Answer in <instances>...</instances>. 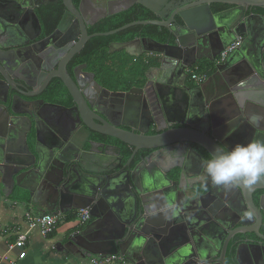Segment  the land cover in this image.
<instances>
[{
    "label": "water",
    "instance_id": "water-1",
    "mask_svg": "<svg viewBox=\"0 0 264 264\" xmlns=\"http://www.w3.org/2000/svg\"><path fill=\"white\" fill-rule=\"evenodd\" d=\"M61 1L65 13L56 31L33 44L42 35L36 8L59 0H0L3 192H16L25 205L24 199L29 200L37 214L89 210L91 223L69 243L89 258L226 264L228 245L242 236L232 247L235 263L264 264V194L258 203L253 199L254 192L264 191V179L252 186L217 187L203 168L218 148L227 152L237 144L264 140V16L253 11L264 7V0ZM135 5L157 19L89 35L88 26ZM224 5L228 8L216 10ZM133 26L166 28L173 37L166 44L140 37L109 46V54L157 57L138 86L128 91L104 88L95 74L85 71L87 65L69 73L68 64L90 40ZM74 37H79L76 43ZM59 39L72 40L73 48L61 50ZM239 39L241 45L217 64V57ZM41 56L46 63L36 67ZM22 62L31 64L32 80L11 68ZM200 62L211 64V76L190 87L189 71ZM52 79L63 83L72 106L40 98ZM35 105L38 111L31 116L26 109ZM93 134L121 142L133 150L132 156L125 162L115 144L97 141ZM165 149L176 164L167 166L165 159L161 163L152 157ZM145 150L151 156L134 164ZM187 178L194 181L183 183ZM177 221H183L182 231L171 227ZM254 236L261 242H253ZM215 252H222L218 260L211 257Z\"/></svg>",
    "mask_w": 264,
    "mask_h": 264
},
{
    "label": "trees",
    "instance_id": "trees-1",
    "mask_svg": "<svg viewBox=\"0 0 264 264\" xmlns=\"http://www.w3.org/2000/svg\"><path fill=\"white\" fill-rule=\"evenodd\" d=\"M78 1L79 0H75V3L78 4ZM226 8H228L226 5L218 6L216 10L220 11ZM64 11L65 7L61 0H59L57 5H48L37 9V15L40 18L41 24L43 26V38L54 33L64 15ZM253 11L264 16V7L254 8ZM156 19L157 16L150 10L141 5H135L129 10L105 18L97 22L95 25H92L89 28V35L111 32L136 21H149ZM140 37L150 38L161 44L173 42L172 34L166 28L158 26H133L112 36L93 38L83 50V52L76 58L72 67H75V65H78L79 63H85L88 65V69L95 74L96 81L103 87H107L108 89L115 91L119 89L120 85L126 84L123 86V91H128L131 87V82L134 83L132 86L135 85L136 82L137 84L143 82L144 74L148 70L149 66H153L155 62L143 66V68H141V74L137 75L133 79V69L130 66V63L126 61L128 57L124 58L121 55L119 59L118 57L115 59V56H119V54H116L115 56L110 55L109 46L113 43L131 42ZM141 60L143 61V59ZM120 65L126 67V69H124V71H127V75L125 77L119 74V71H117L118 68H120ZM210 67L211 64L209 63L206 66L200 63H197L193 66L194 70L197 71L195 73H206L208 75L211 73ZM52 86V91L55 92L52 98L55 102H61L67 99L69 102L68 104H71V98L68 94V91L59 79H55L52 83ZM94 137L98 141H107L120 146L122 148L121 153L125 162L128 161V159L132 156L133 150L121 142L98 134H94ZM151 153L152 151L148 150L141 151L138 154L134 164L138 163L142 156L145 157Z\"/></svg>",
    "mask_w": 264,
    "mask_h": 264
},
{
    "label": "crops",
    "instance_id": "crops-1",
    "mask_svg": "<svg viewBox=\"0 0 264 264\" xmlns=\"http://www.w3.org/2000/svg\"><path fill=\"white\" fill-rule=\"evenodd\" d=\"M116 54H119L116 55ZM110 54L115 56V59L120 58L122 55L124 58L129 57L136 58L138 62L142 63V66L155 62L157 57L150 54H144L145 56L135 57L130 53H116ZM143 59V61L141 59ZM122 59V58H121ZM204 66L208 65L206 62H200ZM197 71L192 67L189 71V76L197 74ZM189 77L187 83L190 87L197 86ZM136 82V80H135ZM131 88L138 86L137 82ZM125 84L120 85V89L123 90ZM129 89V90H130ZM98 141V140H97ZM100 141V140H99ZM168 163L169 158L163 157L161 160ZM159 160L158 162H161ZM162 163V162H161ZM4 189L0 188V256L7 255L8 259L2 261L0 264H90V261L94 257H88L84 252L72 250L69 246L71 237L82 231L86 226H80L76 218L75 211L60 215L61 222L58 224L55 231L48 236H43L38 229L29 230V217L41 216L43 214H37L31 205L29 200L27 205L21 199H18L16 192L12 196H8L9 193L3 192ZM54 214V213H46ZM57 215V214H56ZM29 231L28 239L23 249L14 248L9 250L10 245H14L17 242L20 232ZM25 253L23 259L20 255ZM117 264V263H113Z\"/></svg>",
    "mask_w": 264,
    "mask_h": 264
},
{
    "label": "clouds",
    "instance_id": "clouds-1",
    "mask_svg": "<svg viewBox=\"0 0 264 264\" xmlns=\"http://www.w3.org/2000/svg\"><path fill=\"white\" fill-rule=\"evenodd\" d=\"M203 168L217 187L252 186L264 179V140L237 144L230 151L218 148Z\"/></svg>",
    "mask_w": 264,
    "mask_h": 264
},
{
    "label": "flooded vegetation",
    "instance_id": "flooded-vegetation-1",
    "mask_svg": "<svg viewBox=\"0 0 264 264\" xmlns=\"http://www.w3.org/2000/svg\"><path fill=\"white\" fill-rule=\"evenodd\" d=\"M74 2H75V0H74ZM59 3V2H58ZM57 3V4H58ZM57 4H52V5H57ZM76 4V3H75ZM76 5H78V4H76ZM46 6H48V5H46ZM42 7H44V6H42ZM42 7H39V8H36V13H37V9H40V8H42ZM88 12H90V10H88ZM92 12V11H91ZM64 13H65V11H64ZM39 20H40V18H39ZM40 24H41V21H40ZM41 27H42V35H41V37L37 40V41H35V42H33V44H35V43H38V42H41L42 40H44L45 38H47V37H42L43 36V26H42V24H41ZM91 26H88V32H89V28H90ZM56 31V30H55ZM54 31V32H55ZM52 35V34H51ZM51 35H49V36H51ZM48 36V37H49ZM73 37V36H72ZM76 37V36H75ZM75 37H74V43H76L77 41H78V39H79V37H78V39H76L75 40ZM91 41V40H90ZM89 41V42H90ZM89 42L86 44V46L89 44ZM57 43H61L62 45L60 46V48H62L61 50H63V49H67V51H70L72 48H73V41L72 40H70L69 42H67V41H65V39H59L58 41H57ZM86 46L84 47V49L86 48ZM83 49V50H84ZM83 50L80 52V53H78L77 55H75V57L72 59V61L68 64V66H67V68H68V71H69V73L72 75L73 74V71H74V69L76 68V67H79V66H83V65H87V64H85V63H79L78 65H75V67H72V65L74 64V62H75V60H76V58L83 52ZM61 56V59H62V54L60 55ZM143 56H145V55H142L141 56V58L143 57ZM51 57V59L49 60V61H52L53 60V54L50 56ZM50 57H48V58H50ZM60 59V58H59ZM18 61H20V59H17ZM45 60H47V58H45ZM55 60V59H54ZM36 67H42V65H43V63H46V62H44V58H42V56H41V59H36ZM33 64V63H32ZM12 66V65H11ZM151 66H149V68H150ZM11 68H13V70H15V73H16V75L17 76H22V77H25V78H27L28 80H32L33 79V76H34V72H33V68H32V66H31V64H25L24 62H22V63H19V64H16V65H13V67H11ZM71 70H72V72H71ZM86 72H89V73H93L92 71H90L89 69H88V65H87V68H86V70H85ZM94 74V73H93ZM210 76V75H209ZM208 76V77H209ZM55 79H52L51 81H50V83L48 84V87L44 90V92H42V94H41V99H44V101L45 102H47V103H57V104H61V105H64V106H67V107H70V106H72V104H68L69 102H68V100L66 99L65 101H61V102H55L54 101V99L52 98V96H54V94H55V92L54 91H52V83H53V81H54ZM95 80H96V76H95ZM198 86V85H197ZM31 91H33V89H30V90H28L27 91V93H30ZM20 105H21V103H20ZM6 107L9 109V107H10V102L6 105ZM20 107V106H19ZM21 109H23V108H21ZM9 111V110H8ZM26 111H28L29 113H30V115L31 116H33L37 111H38V109H37V107H36V105L35 106H32V107H29L28 109H26ZM47 112H48V115H50V110H46ZM20 112V111H19ZM12 114V113H11ZM23 115V114H22ZM92 138H94L95 139V137H94V134H93V137ZM106 143H110V142H107L106 141ZM117 146V145H116ZM118 148H119V150L122 152V148L120 147V146H117ZM116 149V148H115ZM118 150V151H119ZM119 151V152H120ZM152 154V153H151ZM151 154H149L148 156H145V157H149V156H151ZM165 156H167V158H169V161H168V163H167V166L168 165H173V164H176L177 162V159H176V157L175 156H173V155H171V153H169V150H161V151H158L156 154H154V155H152V157L158 162L159 160H161L163 157H165ZM137 157H138V155H137ZM143 157V156H142ZM186 176L187 177H189V178H191L192 176H193V174H192V172H187V174H186ZM189 178H187V179H184V182L183 183H185L186 181H189ZM194 180H190L189 181V183H192ZM263 194H264V191H256V192H254V194H253V199H254V201H255V203H258V201H259V197L260 196H263ZM205 200V199H204ZM208 205H210L211 203H212V200H206L205 201ZM189 206V209H193V207L191 206V205H188ZM209 208L210 207H208V208H206L205 209V212H209ZM187 209V208H186ZM180 217H181V215H180V211H179V213H177ZM191 216H193L194 217V220H195V216H194V214H191ZM208 217L211 219V220H213L214 218H213V215H211V214H209L208 215ZM92 221V220H91ZM90 221V222H91ZM90 222L87 224V225H89L90 224ZM173 226H175V227H177V229H179V231L181 230L182 231V229L185 227V225H184V223H183V221H182V224L180 223V222H172L171 223V227H173ZM261 229H260V232L264 235V224L260 227ZM241 238H242V236H237V238H235V240H233L232 242V244H229L228 245V248H227V251H226V253H225V261H226V264H236L235 263V250H233L232 249V247H233V245H234V243L236 242V241H238V240H241ZM244 238V237H243ZM198 240H199V238H198ZM252 241L253 242H256V243H259V242H261V240L260 239H258V238H256L255 236L253 237V239H252ZM264 243V242H263ZM221 248V247H220ZM219 249V248H218ZM222 251V250H221ZM222 253V252H221ZM221 253H220V255H221ZM240 254H242L241 255V259L242 260H244V261H247L246 260V258H245V253H240ZM220 255H216V252L215 253H213L212 255H211V257L212 256H214V259L215 260H218L219 259V257H220Z\"/></svg>",
    "mask_w": 264,
    "mask_h": 264
},
{
    "label": "built area",
    "instance_id": "built-area-1",
    "mask_svg": "<svg viewBox=\"0 0 264 264\" xmlns=\"http://www.w3.org/2000/svg\"><path fill=\"white\" fill-rule=\"evenodd\" d=\"M241 45V39L236 42H233L229 45L217 58V63H222L227 58L229 53L233 52ZM191 79L197 82L198 84L203 83L207 77L206 75L194 74L191 76ZM78 218L81 223H86L90 218L89 210H80L78 212ZM61 218L60 215L56 214H44L41 216H33L29 217V230L38 229L43 236H48L52 234L60 223ZM29 231L20 232L17 242L14 245H10L9 250H13L14 248L23 249L25 247V243L28 239ZM25 257V253L20 255V258L23 259ZM8 259L7 255L0 256V263L2 261H6ZM126 264V257L124 256H107V257H94L90 261V264Z\"/></svg>",
    "mask_w": 264,
    "mask_h": 264
},
{
    "label": "rangeland",
    "instance_id": "rangeland-1",
    "mask_svg": "<svg viewBox=\"0 0 264 264\" xmlns=\"http://www.w3.org/2000/svg\"><path fill=\"white\" fill-rule=\"evenodd\" d=\"M123 59H124V58H123ZM126 61L130 63V66H131L132 69H133V75H134L133 79H134L137 75L141 74V68H143V66L141 65L140 62H138V61H137L136 59H134V58L129 59V57L126 59ZM125 63H126V62H125ZM124 69H126V67L120 65V68H118L117 71H119V74H121V75H123V76L125 77V76L127 75V71H124ZM125 85H126V84H125ZM104 88H107V87H104ZM119 89H120V87H119ZM121 89H123V88H121ZM77 220H78V219H77ZM78 222H79V221H78Z\"/></svg>",
    "mask_w": 264,
    "mask_h": 264
},
{
    "label": "bare ground",
    "instance_id": "bare-ground-1",
    "mask_svg": "<svg viewBox=\"0 0 264 264\" xmlns=\"http://www.w3.org/2000/svg\"><path fill=\"white\" fill-rule=\"evenodd\" d=\"M241 41H242V39H241ZM147 55V54H146ZM151 55V54H150ZM218 58V57H217ZM216 63H217V59H216ZM218 64V63H217ZM220 64V63H219ZM199 75H206V77H207V79L211 76V73H210V76L208 75V74H206V73H200ZM209 76V77H208ZM207 79L203 82V83H205L206 81H207ZM192 80V79H191ZM196 85H201V84H203V83H200V84H198L197 82H195L194 80H192ZM115 91H123V90H115ZM80 211V210H79ZM79 211H75V216H76V218L78 219V221H79V225L80 226H86L90 221H91V214H90V218H89V220L86 222V223H84V224H82L81 223V221H80V219L78 218V212ZM89 213H90V211H89ZM61 222V221H60ZM91 223V222H90ZM81 232V231H80ZM51 235V234H50ZM115 256V255H114ZM117 256H120V255H117ZM94 257H96V256H94ZM126 263H127V258H126Z\"/></svg>",
    "mask_w": 264,
    "mask_h": 264
}]
</instances>
